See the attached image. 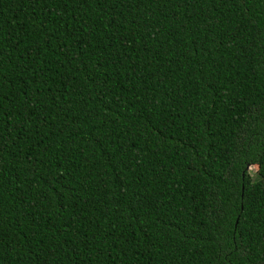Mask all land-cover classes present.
Masks as SVG:
<instances>
[{"label":"trees","instance_id":"trees-1","mask_svg":"<svg viewBox=\"0 0 264 264\" xmlns=\"http://www.w3.org/2000/svg\"><path fill=\"white\" fill-rule=\"evenodd\" d=\"M0 264H264V0H0Z\"/></svg>","mask_w":264,"mask_h":264},{"label":"rangeland","instance_id":"rangeland-1","mask_svg":"<svg viewBox=\"0 0 264 264\" xmlns=\"http://www.w3.org/2000/svg\"><path fill=\"white\" fill-rule=\"evenodd\" d=\"M249 169H251L254 173V171L257 169V166H251Z\"/></svg>","mask_w":264,"mask_h":264}]
</instances>
